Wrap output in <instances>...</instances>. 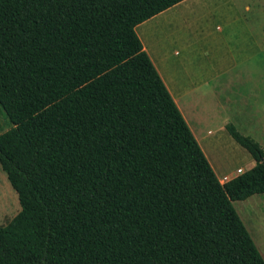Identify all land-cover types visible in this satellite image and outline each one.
<instances>
[{"label":"trees","instance_id":"obj_1","mask_svg":"<svg viewBox=\"0 0 264 264\" xmlns=\"http://www.w3.org/2000/svg\"><path fill=\"white\" fill-rule=\"evenodd\" d=\"M183 1L0 0V264H264V149L229 124L257 165L221 183L136 32Z\"/></svg>","mask_w":264,"mask_h":264},{"label":"crops","instance_id":"obj_2","mask_svg":"<svg viewBox=\"0 0 264 264\" xmlns=\"http://www.w3.org/2000/svg\"><path fill=\"white\" fill-rule=\"evenodd\" d=\"M259 13L264 19V4L260 0H185L136 28L144 51L153 62L212 167L216 162L209 147L210 138L200 127V123L203 125L209 119L207 112L200 106H204L203 102H208L214 87L256 88L264 82V23L259 28ZM258 96L256 93L255 100ZM248 107L249 101H245L239 108L234 106L235 110L227 115L223 126L228 133L229 124L234 125L237 130L244 129L249 137L256 138L264 147V136L249 133V129L256 125L258 114L252 119ZM228 108L219 103V115ZM261 108L264 112V108ZM196 117H200V122ZM220 132L224 134L223 131ZM239 169H242V173L238 172ZM215 173L224 184L245 171L238 168L233 175L223 177H219L216 171ZM0 178L3 182L0 184V202L7 209L13 193L6 178ZM5 213L1 214L0 224ZM259 222L260 220L256 225L262 234L264 220L261 227ZM250 235L253 238L251 233ZM256 237L260 238L257 234ZM258 243V246L264 248V239Z\"/></svg>","mask_w":264,"mask_h":264},{"label":"rangeland","instance_id":"obj_3","mask_svg":"<svg viewBox=\"0 0 264 264\" xmlns=\"http://www.w3.org/2000/svg\"><path fill=\"white\" fill-rule=\"evenodd\" d=\"M264 4V0H260ZM166 18V17H164ZM259 28L264 23L263 15L259 13ZM197 72V71H196ZM204 73L206 71H203ZM258 87H230V88H223V87H214V91L210 93L208 102H203L204 106L201 105L200 108L204 109L208 115H206L209 119L203 125L200 123V127L206 134L207 137L210 139L208 140L209 147L212 151V154L215 158V164L213 165L214 170L218 173L219 177H223L225 175H233L234 172L237 171L238 168H243L244 171L250 170L255 166V160L252 158L250 153L239 145L231 135L225 131V127L223 126L224 121L226 122L227 115H229L232 111L235 110L234 106L241 107L245 101H249L248 113L251 115L252 119H254L255 114H258V119L256 121V125L252 126L249 129V133L254 135L264 136V112L262 108H264V82L260 83ZM258 93V99L255 100V94ZM251 97V98H250ZM236 101V104L233 102ZM222 106L227 105L229 108L223 111V114L219 115L218 113V104ZM229 110V112H228ZM200 118V117H198ZM196 117V119L198 120ZM224 118V119H222ZM233 119V118H232ZM195 120L197 123L200 120ZM235 124V122H234ZM12 126L10 122L6 118L5 114L0 109V129L1 133L8 131ZM210 128V129H209ZM211 130V132H209ZM240 133L246 136H250L248 133L245 132L244 129H238ZM220 131H223L224 134H221ZM206 137V138H207ZM256 140L261 147L262 143L259 142L256 138L252 137ZM230 141V142H229ZM207 153V152H206ZM0 176H4L6 178V182L10 186L13 193V198L9 207L6 209L3 202L1 201L0 204V218L1 214L4 212L5 215L0 226L7 225L10 223L14 217H16L20 211L21 206L19 203V198L17 192L12 188L10 182L7 179L6 173L3 171L0 165ZM2 180L0 178V184H2ZM1 189V186H0ZM251 200V201H249ZM258 200V201H257ZM247 202V203H246ZM264 194L255 195L245 201H237L234 202V207L238 214L240 215L241 219L245 223L247 229L253 235V239L259 249L260 253L264 257V248H261L258 242L261 243V239H264V236L260 233L257 223L260 220L259 225H263L264 220ZM261 208V209H260ZM258 214V215H256ZM8 217V218H6ZM259 218V219H258ZM256 234L260 236V238L256 237ZM263 237V238H262Z\"/></svg>","mask_w":264,"mask_h":264},{"label":"built area","instance_id":"obj_4","mask_svg":"<svg viewBox=\"0 0 264 264\" xmlns=\"http://www.w3.org/2000/svg\"><path fill=\"white\" fill-rule=\"evenodd\" d=\"M238 172H239V173H242V169H239Z\"/></svg>","mask_w":264,"mask_h":264}]
</instances>
